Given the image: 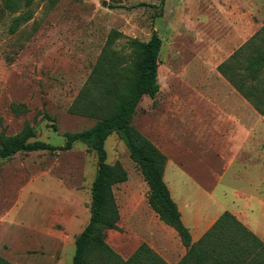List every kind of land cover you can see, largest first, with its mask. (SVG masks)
I'll return each mask as SVG.
<instances>
[{"label":"rangeland","instance_id":"rangeland-1","mask_svg":"<svg viewBox=\"0 0 264 264\" xmlns=\"http://www.w3.org/2000/svg\"><path fill=\"white\" fill-rule=\"evenodd\" d=\"M24 4L12 12L0 0V142L17 136L26 123L31 140L55 148L65 144L66 133L90 129L100 115L88 117L79 109L97 95L87 88L92 73L113 58L118 69L131 65L128 40L147 42L155 33L162 43L159 91L140 100L133 127L166 156L164 181L186 217L193 220L207 209L258 219L264 211V116L218 67L264 26V0ZM27 13L29 19L10 32L13 19ZM113 32L118 36L111 38ZM104 149L106 163L121 165L127 174L113 187L118 230L106 231L105 242L123 260L145 245L176 264L186 251L149 207L148 185L125 144L112 133ZM96 170L95 153L81 142L68 151L0 159V258L8 264H71L74 239L89 219Z\"/></svg>","mask_w":264,"mask_h":264},{"label":"trees","instance_id":"trees-1","mask_svg":"<svg viewBox=\"0 0 264 264\" xmlns=\"http://www.w3.org/2000/svg\"><path fill=\"white\" fill-rule=\"evenodd\" d=\"M22 1L3 0V6L13 12ZM24 1V6L32 2ZM28 19V13L13 19L10 32H15ZM117 36L116 32L110 35L111 38ZM127 44L133 53L131 65L118 69L113 58L106 62L105 69L92 73L88 80L87 88L97 95L84 100L79 110L88 117L100 115L90 129L66 133L65 144L55 148L42 141L31 140L34 132L26 123L17 136L0 142V159L20 152L68 151L75 142L85 144L88 150L95 153L97 170L90 190L89 219L74 239L71 264H168L145 245L123 260L104 240L106 231L118 230L119 210L113 187L127 179L121 165L106 163L104 143L112 133L123 141L130 159L139 167L148 185L149 207L161 222L175 231L186 251L176 264H264V243L227 211L197 242H192L190 231L183 224L178 207L164 182L166 156L132 125L140 100L143 97L154 99L159 91L157 68L161 39L153 33L147 42L130 39ZM218 71L264 116V26L221 64ZM45 117L49 119L48 115ZM52 128L55 130L54 125ZM0 264L8 263L0 258Z\"/></svg>","mask_w":264,"mask_h":264},{"label":"crops","instance_id":"crops-1","mask_svg":"<svg viewBox=\"0 0 264 264\" xmlns=\"http://www.w3.org/2000/svg\"><path fill=\"white\" fill-rule=\"evenodd\" d=\"M179 171L183 174V170L179 169ZM187 175L186 173H184ZM165 176V175H164ZM191 183L194 185L198 186L197 183L193 182L192 179H188ZM165 182V181H164ZM167 185V184H166ZM168 187V186H167ZM199 189L203 191L201 187L198 186ZM169 189V188H168ZM171 198L173 201L176 203L178 210L181 214V220L183 224L189 229L190 235H191V240L192 242H197L208 230L209 228L214 224V222L219 218V216L225 211H218L215 214H213L212 211H209L205 209L202 213L200 214H195V218L192 220L190 217H186L183 213L182 210V204L180 202V199L176 198L177 200L175 201L171 191L169 190ZM182 195L184 200H189V190L187 185L183 187L181 190ZM262 205H264V202H260ZM199 204V201H198ZM197 205V203H196ZM247 206L252 209L253 204L251 202L247 203ZM195 207V206H194ZM238 220L252 233L254 234L262 243H264V211L259 214L258 219H256L253 216H246L243 217L242 219Z\"/></svg>","mask_w":264,"mask_h":264}]
</instances>
